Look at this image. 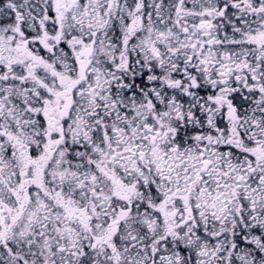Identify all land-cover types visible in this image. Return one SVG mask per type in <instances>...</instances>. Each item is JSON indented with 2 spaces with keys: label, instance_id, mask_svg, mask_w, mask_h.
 Masks as SVG:
<instances>
[{
  "label": "snow or ice",
  "instance_id": "obj_1",
  "mask_svg": "<svg viewBox=\"0 0 264 264\" xmlns=\"http://www.w3.org/2000/svg\"><path fill=\"white\" fill-rule=\"evenodd\" d=\"M0 264H264V0H0Z\"/></svg>",
  "mask_w": 264,
  "mask_h": 264
}]
</instances>
